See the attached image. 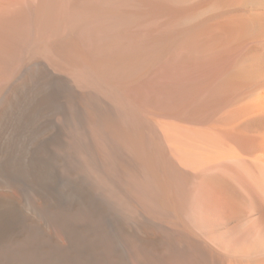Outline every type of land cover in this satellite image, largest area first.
I'll return each mask as SVG.
<instances>
[{"label":"bare ground","instance_id":"1","mask_svg":"<svg viewBox=\"0 0 264 264\" xmlns=\"http://www.w3.org/2000/svg\"><path fill=\"white\" fill-rule=\"evenodd\" d=\"M24 68L0 264H264V0H0Z\"/></svg>","mask_w":264,"mask_h":264},{"label":"rangeland","instance_id":"2","mask_svg":"<svg viewBox=\"0 0 264 264\" xmlns=\"http://www.w3.org/2000/svg\"><path fill=\"white\" fill-rule=\"evenodd\" d=\"M35 70L36 69L31 70L28 68H24L22 71H19L17 75L13 74V76L11 77L12 78L11 80L9 78L6 82H2V84L0 85V109L4 106L5 103H7V101H9V97L6 92L7 88L8 87L11 88L12 86H19V84H25L29 80L30 77H32L33 75L36 76ZM4 94H5V97H4Z\"/></svg>","mask_w":264,"mask_h":264}]
</instances>
